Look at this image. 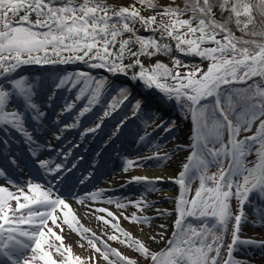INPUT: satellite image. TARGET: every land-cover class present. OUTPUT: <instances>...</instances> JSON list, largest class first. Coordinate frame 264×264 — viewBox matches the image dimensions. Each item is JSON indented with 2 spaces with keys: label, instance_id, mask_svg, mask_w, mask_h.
<instances>
[{
  "label": "snow or ice",
  "instance_id": "6c2138e0",
  "mask_svg": "<svg viewBox=\"0 0 264 264\" xmlns=\"http://www.w3.org/2000/svg\"><path fill=\"white\" fill-rule=\"evenodd\" d=\"M145 9L152 14H142ZM256 12L264 18V0H183L182 4L177 0H134L127 5H112L107 0H0V154L19 168L11 150L17 142L12 133H16L22 137L36 173L20 181L0 168V180L8 185L0 186V264H99V260L137 264L95 233L86 235L90 230L80 223L68 197L60 194L61 186L83 159H69L75 157L74 150L80 144L69 141L70 146L64 149L40 139L41 131L48 130L41 97L51 104L59 90H76L74 100L65 101L52 125V138L61 141L65 132L81 128V119L99 103L104 92L115 93L98 122L79 132L83 142L102 131L105 118L126 101L131 102L132 116H139L148 101L133 97L135 84L158 92L191 114L193 136L187 162L175 177L130 176L121 188L143 186L136 200L127 196L105 198L110 189H96L82 196L69 190L68 195L81 205L92 201L125 209L131 204L142 211L154 203L146 199L147 194L160 191L158 183L171 181L179 186L171 237L166 238L163 231L149 237L157 243L163 241L164 248L150 250L120 227L112 211L96 208L95 213H106L111 220L100 215L96 219L120 233L109 234L108 240L132 248L149 264H253L237 259L234 253L240 248L264 250V239L242 238L244 224L264 227V84L255 82V78L264 81V28L249 31ZM217 14L227 16L220 21ZM233 23L242 32L241 37L229 27ZM248 36L253 39L245 38ZM176 53L198 57L201 63L186 62ZM161 55L171 59V67L157 59ZM204 61L206 69L201 67ZM73 64L102 71L94 75L60 67ZM31 65L51 67L55 73L51 85L44 78L21 74L24 66ZM121 77L129 83H121ZM85 98L87 103L74 112L77 102ZM66 115H71V123L62 119ZM129 119L125 116L119 120L105 143L118 138ZM257 120L254 135L237 138ZM148 127L145 123L143 135L137 131L134 143H148L152 135ZM174 127L175 122L159 117L154 124V130L165 132ZM225 131L227 144L223 143ZM218 142L220 149L214 147ZM255 144L260 145L257 161L246 167L245 149ZM45 149L49 154L55 151L56 157L42 158ZM222 157H230L227 168ZM169 158L168 154L123 157L122 171L145 167L150 160L163 164ZM213 163H220L221 169L209 175ZM88 178L80 179V184ZM197 179L199 186L189 196L190 186ZM247 209L256 216L255 221L247 219ZM168 215L167 209H157L156 217L134 212L124 218L150 226L153 219ZM64 226L87 241L94 250L91 257L74 254L73 246L66 243ZM158 227L163 230L167 226L162 223ZM80 247L84 245L80 243Z\"/></svg>",
  "mask_w": 264,
  "mask_h": 264
},
{
  "label": "bare ground",
  "instance_id": "6f19581e",
  "mask_svg": "<svg viewBox=\"0 0 264 264\" xmlns=\"http://www.w3.org/2000/svg\"><path fill=\"white\" fill-rule=\"evenodd\" d=\"M109 4L112 5H127L130 3H133L131 0H107ZM139 6V5H138ZM151 12L148 10H143L142 14H150ZM180 54V53H179ZM182 55V54H180ZM161 61L165 60V56L161 55L159 56ZM147 58H145V63H147ZM74 65V64H73ZM83 65V64H82ZM85 66V65H84ZM31 69H37L36 71L40 74L38 75V78H44L46 80V83L48 85H51L52 80L50 75H41L42 73H46L49 71L51 68H46L44 69L43 66H38V65H31V66H24L23 69L26 70L27 73L29 68ZM42 67V69H39ZM47 67V66H46ZM41 71V72H40ZM95 71V70H93ZM102 70H100L101 72ZM143 86L141 85H132V90L136 92L137 89H141ZM49 94H51L49 92ZM151 95L150 93L147 94V98H144L148 101V103H151L154 101L153 99L149 97ZM66 96H62L60 90L57 92L56 97L51 104L47 102L46 97H41L40 102L43 104V108L47 113V117L45 120V126L48 130H42L40 133V139L42 138L45 140V142L50 141L52 145H55L57 147H61L66 149L69 147V141L73 143H79L80 147L78 149H75L74 151H78L75 154L74 158L78 157H83V159H87L92 155L94 152H96L97 149H94L95 147L100 146L99 145V140L101 136V132L103 131L106 123V118L104 121V127L102 131L97 133L95 136L89 135L83 142L80 141V136L79 132L82 131L86 127H91L94 125L95 122H98V118L95 119L94 121L92 120L88 124H85L82 128H80V131L77 133V129L68 131L64 133V137L62 138L61 141H56L54 138H52V128L48 127L47 125H53V122L56 119L57 113L61 111V108L63 107L66 100ZM162 102L164 100L167 101L164 98H161ZM161 102V103H162ZM168 102V101H167ZM18 105V101L16 102ZM157 103L160 104L159 100H157ZM153 105V104H152ZM151 105V106H152ZM149 107L150 105L147 104ZM80 108L75 109L74 112H78ZM166 110L169 109V107L165 108ZM9 110H11V104L9 105ZM94 112V111H93ZM164 113H166L164 111ZM92 115V111L87 113L85 117L81 119V123L86 120L88 116ZM64 122L66 123H71V115H66L65 117L62 118ZM110 119V118H108ZM137 123V122H136ZM135 126V125H134ZM113 129V128H112ZM111 129V130H112ZM193 122L191 119V114L189 116L185 117L182 119V123H180V128L179 131L176 134V139L174 142L170 143L173 147L176 149V153L174 156L167 162V164L163 167H136L133 170H131L128 173H124L122 171V163L123 157H126V152H135L139 147L136 143L133 142V137L135 136V130L132 132L129 136H127L124 139H119L115 138L112 142L105 143V141L108 140V136L106 139L103 140V143L101 144V147L99 148L100 155L96 157H91L90 159H93L91 163V168L86 174H80L79 179H83L84 177H89L91 178L92 176L95 175V180L93 182L94 189H110L106 193L108 195L116 196L119 198V193L125 189H132V191H136L137 193L143 191V186H137V185H128L125 188H121V185L125 183V181L132 175H139V176H147L150 179H154L156 177L164 176V177H175L179 171L182 170V165L186 162V155L188 154V148L190 145V142L192 140L193 136ZM111 133V132H110ZM12 135L15 137V140L17 142L13 143L16 145L17 143H22V137L18 136L16 133H12ZM142 135V134H141ZM146 146V145H143ZM148 146V145H147ZM146 146V147H147ZM137 148V149H136ZM11 150L14 155H16V158L18 159L20 157V149H14L11 147ZM44 152H48L47 149H45ZM43 152V153H44ZM132 153L130 154V156ZM144 156V155H143ZM56 157V152L53 151L51 154H42V158H55ZM130 158V157H127ZM134 158V157H133ZM142 158V157H141ZM131 159V158H130ZM84 160L79 161L78 165H83L85 163ZM101 166L105 167L106 173L103 174V178L100 177V175L97 176L96 170L100 169ZM20 167V166H19ZM21 170V175L25 173V168L20 167ZM94 170V171H93ZM93 171V172H92ZM23 173V174H22ZM89 173H91V176H89ZM70 178V177H69ZM88 178V179H89ZM69 180V179H68ZM68 180L66 181L65 184L68 183ZM77 185H81L80 182H77ZM2 186H8V185H2ZM63 186V185H62ZM61 186V191L64 188L67 187H62ZM93 188V187H92ZM157 189H160V191H157L155 193H150L147 194L146 199H149L148 201L154 202L152 207L148 208L149 213L146 214V216L150 217H156L157 216V209H167L170 215L165 216V217H157L156 219H153L151 222V225H145L141 226L138 225L135 222L132 223H127L123 219H121L120 213L115 209V205H108L105 203H100V202H92V201H86L84 205L78 204L75 199H73L71 196L68 194V202L74 209L80 223L88 228L90 231L86 235L91 236L92 233H95L96 236L100 237L101 240L106 241L111 247H114L118 249L122 254L125 255L123 251V245L114 243L112 240H108V235L109 234H115L117 236L120 235L119 232H115L112 228L111 225H105L103 220H97L96 215H100L105 217V219L111 220V217H107L106 213H95L96 208H106L109 211H112L114 215H116L119 218V223L120 227L125 229L127 232L131 234L133 238L139 239L142 242L145 243L147 247L150 248L152 251H159L160 249L164 248L165 244L163 241H160L159 243L154 242L151 240L149 237L152 235H156L158 232L163 231L164 235L166 238L171 237L172 231H173V222L176 219V213H175V198L179 194V188L176 184L172 183L171 181L165 182V183H158L156 185ZM11 190V187H10ZM89 188L86 189H80L76 192L77 195H84V193L87 192ZM105 193V194H106ZM138 197V196H137ZM166 224L165 229H160L158 225L160 224ZM65 232L67 234V239L66 243L70 244L73 246V252L74 254L81 255L82 258H88L91 257L93 254L94 250L91 249L87 245L86 240H81L80 236L77 235L76 233H72L70 230L67 229V226H64ZM54 231H57L59 234V230L54 228ZM123 238V237H121ZM254 238V237H251ZM257 240H262L263 238H255ZM157 240H159V236H157ZM79 241L84 245V247H80V243H77ZM99 246V245H98ZM123 246V247H122ZM253 252V249L247 248L246 253L242 254L239 256L243 260H251L253 264H260L257 260H255V255L253 256L251 253ZM98 256V254H96ZM99 264H106L105 261L99 260ZM137 264H149V261L143 260Z\"/></svg>",
  "mask_w": 264,
  "mask_h": 264
},
{
  "label": "rangeland",
  "instance_id": "374dc122",
  "mask_svg": "<svg viewBox=\"0 0 264 264\" xmlns=\"http://www.w3.org/2000/svg\"><path fill=\"white\" fill-rule=\"evenodd\" d=\"M134 1V0H133ZM164 2H165V0H163ZM158 2H160V0H158ZM162 3V2H161ZM145 10H147V9H145ZM148 11H150V10H148ZM151 12V11H150ZM150 14H152V13H150ZM145 15V14H144ZM146 15H149V14H146ZM176 55L179 57V58H181V59H183V60H185L186 62H191V63H197V64H200L201 62H200V59L198 58V57H184L183 55L182 56H180L178 53H176ZM168 60H170V62H171V59L168 57V56H165ZM206 66H207V61H204L202 64H201V67H203V68H205L206 69ZM29 68V70H28V72H30V75L26 72V70H24L23 68H22V70H21V74L22 75H24V74H28V76L27 75H25V76H27V77H29V78H38V75H40L36 70L37 69H31L30 67H28ZM47 68V67H46ZM45 68V69H46ZM40 69H42V67L40 68ZM77 70H80V69H77ZM71 71V70H70ZM84 71H88V70H84ZM41 72V71H40ZM100 71L99 70H95L94 71V73H95V75L97 74V73H99ZM93 73V74H94ZM55 73H50V71H47L45 74L44 73H42L41 72V75L42 76H44V75H50L51 77H52V75H54ZM256 82V81H255ZM257 83H260V81H258ZM138 85H140V84H138ZM140 91H142L143 92V98H147V97H145V95L147 96V93H151V95H149V97L151 98V96H154L153 98L156 100L157 98H158V96L159 95H161V94H159L158 92H155V91H151V90H146L144 87L143 88H141V90ZM65 93H67V92H65ZM67 94H69V93H67ZM153 94V95H152ZM113 95H115V93L114 92H111V94L109 95V98L107 99V104L109 105V103H111V101H112V96ZM69 99H72V100H74V98H71V97H69L68 95H66ZM102 96H103V94H102ZM136 98H138V97H136ZM152 98V99H153ZM87 102H86V100L84 101H79V102H77V108H81V107H83L84 106V104H86ZM127 104V103H126ZM149 104V103H148ZM164 106H170L172 109H174L175 110V112H176V115H175V117H170V116H168V114H165V113H161V112H159L160 110L158 109V108H160V105L159 106H157V107H151L150 106V108L147 106L144 110H145V115H147V117H142V122H143V124H145V123H147V125H149V127L152 125V124H154V122L156 121L157 122V117H159L160 118V120H162V121H169V122H171V118H174V119H176V121H177V123H175V127L173 128V130L171 131V132H165V131H162V129H156V135L158 136L157 137V141H160L158 144H154V146H152V142H149L148 143V145H149V147H147V148H145V146H143V147H140L138 150H136L135 152H133L132 153V155L130 156H128V157H130V158H133V157H151V156H153L154 154H159V152L161 151V149L162 148H164L165 150H166V153H164V154H162V155H160V156H163V155H165V154H168L169 155V159L168 160H166V161H164L163 162V165H162V167L163 166H165L166 164H167V162L174 156V154L177 152L176 151V149H175V147H173L170 143H172V142H174V140L176 139V134H177V132L179 131V128H180V123H182V119L183 118H185V117H187V116H189V114L190 113H186L185 111H181V109L177 106H175V103H170V102H167V101H165L164 102V104H163ZM94 108H95V110H94V112L92 113V116L94 115H99V116H102L103 115V112H104V110H102V108H99L97 105L96 106H93ZM76 108V109H77ZM126 108V105L124 104V108L122 109V107L120 106L119 108H117V110L115 111V112H113L112 113V115L110 116V117H107V118H110V119H107V121H106V124H105V129H104V131H103V133L102 134H104L105 133V135H109L110 133L109 132H111V129L110 128H114V126H115V124L119 121V120H121L122 118H123V116L125 115V116H130L131 114L130 113H127L128 112V110H126L125 109ZM129 109H131L132 110V105H131V103H130V107H128ZM144 110H142V111H144ZM141 111V112H142ZM151 111H153L154 112V114H151ZM158 111V112H157ZM179 111H181V112H179ZM174 115V114H173ZM173 115H171V116H173ZM92 116H90V117H88V118H86V120L84 121V122H82V124H81V128L85 125V124H88L89 122H91V120H94V118H92ZM258 123H259V121L257 120V121H255L253 124H252V126H251V128H250V130H247V131H245V130H241L240 131V133H239V135H238V139H244L245 137H248V136H252V135H254L255 133H256V129H257V127H258ZM133 130V128L132 129H128V131H132ZM78 131H80V128L79 129H77V133H78ZM224 134H225V132H224ZM121 135V134H120ZM163 137H164V139H163ZM119 139H120V136L118 137ZM121 139H123L122 137H121ZM156 139V138H155ZM165 140H168L167 141V143H165V144H163V142L165 141ZM192 143V140H191V142H190V144ZM152 147L154 148V149H152ZM216 149H218L217 148V145H215L214 146ZM189 150H188V154L186 155V162H187V157L191 154V149L190 148H188ZM245 150H248V148H246ZM97 152V151H96ZM96 152H94L93 153V156L94 155H96ZM145 153H147V154H145ZM144 155V156H143ZM222 159V161H223V157L221 158ZM155 164L156 163V161H154V160H150V161H148L147 162V164H146V166L145 167H148L149 166V164ZM151 167H153V166H151ZM221 169V164L220 163H213V164H210L209 165V169H208V174L209 175H212V174H214V173H218L219 172V170ZM2 186V185H1ZM198 186H199V180L197 179V181H193L192 182V184H191V188H190V190H189V196H192V195H194V193H195V190H196V188H198ZM11 190L12 191H15V189H13V188H11ZM129 194V193H128ZM133 195H135V196H139L140 197V193L138 192H134V194ZM233 203V206L235 207L236 206V202L235 201H233L232 202ZM119 210V213H120V215H121V213H123V215H121V219H123L125 222H127V223H132L131 221H130V219H125L124 218V216H128V217H131V214L132 213H136L138 216L139 215H146V214H148L149 213V209L148 208H143V210L142 211H137V209L135 208V207H133L132 205H128V207H126L125 209H118ZM249 209H247V211H248ZM250 218H251V220H256V216L255 215H251L250 216ZM138 225H141V226H145V225H143V224H139V223H137ZM246 227L248 228V230H249V233L251 232V233H256L258 230H260V227L259 226H257V227H253L252 225H251V223H248V224H246ZM243 230H244V228L242 229V237L243 238H245V237H250L249 235H248V233H243ZM121 239H123V238H121ZM229 239V238H228ZM114 243H118L117 241H115V240H112ZM118 244H120V243H118ZM126 246V245H125ZM128 249L127 250H124V248H123V251H124V253H125V255H127L128 257H130V258H132V259H134V260H136L137 261V263H139V262H141V261H143L145 258L144 257H142V256H140L139 255V253H137V252H135L132 248H130V247H128V246H126ZM240 252V253H239ZM242 254V251H238V255H241ZM236 256V255H235ZM263 261V260H262ZM263 264H264V261H263Z\"/></svg>",
  "mask_w": 264,
  "mask_h": 264
},
{
  "label": "trees",
  "instance_id": "16d2710c",
  "mask_svg": "<svg viewBox=\"0 0 264 264\" xmlns=\"http://www.w3.org/2000/svg\"><path fill=\"white\" fill-rule=\"evenodd\" d=\"M165 2L171 3V0H165ZM183 0H177V3H181L182 4ZM227 14H224V16H221L220 14H217L216 19L223 21L226 18ZM255 16V22L250 26L249 31H256L259 32L261 31L262 28H264V18H262L258 12L254 13ZM229 27L231 28V30L233 31V33L235 34V36L237 37H241L243 34L241 31L237 30L235 24H230ZM247 39H253V37L248 36L245 37ZM255 39L260 40V37H255ZM255 81H260L261 84H264V81H261L259 78H255ZM253 81H249V83H252ZM237 87H244V85H238ZM111 94V92H105V94H103V97L105 99L109 98V95ZM126 108L130 107V103L126 101ZM171 122H175L174 119L171 118ZM219 143V142H218ZM221 146V143H219ZM260 147L259 144H255L252 145L250 150H246L248 152L247 156L244 158L243 163L244 166L246 167H252L254 165V163L257 161V149Z\"/></svg>",
  "mask_w": 264,
  "mask_h": 264
},
{
  "label": "water",
  "instance_id": "95a60500",
  "mask_svg": "<svg viewBox=\"0 0 264 264\" xmlns=\"http://www.w3.org/2000/svg\"><path fill=\"white\" fill-rule=\"evenodd\" d=\"M131 1H133V0H131ZM160 1H161V2H164L163 0H160ZM133 2H134V1H133ZM178 54H179V53H178ZM179 55H180V54H179ZM180 56H182V55H180ZM157 59L160 60L159 57H157ZM162 62L168 64L170 67L172 66L170 60H168L166 57H165V60L162 61ZM43 67L46 68V66H43ZM60 67H62V68L65 69V70H76V69H80V70H88V71H91L90 69H87L86 66H84V65H82V64L66 65V66H60ZM47 68H50V67L47 66ZM120 82H121V83H129V81H127V80H126L125 78H123V77L120 78ZM136 85H138V84H136ZM140 90H141V89H137L136 92L132 90V92H133V94H137L138 97L141 98V97H143V92L140 91Z\"/></svg>",
  "mask_w": 264,
  "mask_h": 264
}]
</instances>
